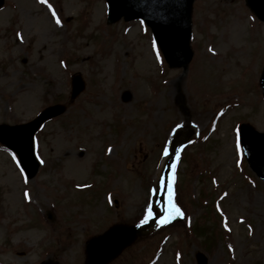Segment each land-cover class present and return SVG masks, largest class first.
<instances>
[{"label":"rangeland","instance_id":"rangeland-1","mask_svg":"<svg viewBox=\"0 0 264 264\" xmlns=\"http://www.w3.org/2000/svg\"><path fill=\"white\" fill-rule=\"evenodd\" d=\"M106 18L104 0H5L0 10V124L66 107L36 137L32 181L0 145V263L84 264L91 237L152 222L111 264H196L197 253L264 264V182L236 134L239 123L264 132L262 24L245 0H194L193 56L171 70L142 22ZM75 72L86 88L69 102ZM179 125L167 150L175 168L163 167ZM162 179L183 213L167 224Z\"/></svg>","mask_w":264,"mask_h":264},{"label":"water","instance_id":"water-1","mask_svg":"<svg viewBox=\"0 0 264 264\" xmlns=\"http://www.w3.org/2000/svg\"><path fill=\"white\" fill-rule=\"evenodd\" d=\"M193 0H106L108 21L120 18L125 21L141 19L150 28L163 56L171 68L185 67L191 59L188 47L190 36V10ZM3 0H0V7ZM252 11L264 21V0H247ZM264 92V69L260 81ZM83 89L79 78L73 79L72 98ZM126 96V95H125ZM129 97H124L127 101ZM64 107L53 106L44 110L31 123L20 126L0 125V142L19 158V164L27 178L37 172L39 163L33 152V135L39 126L52 117L64 112ZM240 143L250 167L264 181V134L252 127L240 128ZM141 229L116 226L104 235L89 241L86 264H107L123 248L130 244ZM198 264H205V258L198 254Z\"/></svg>","mask_w":264,"mask_h":264},{"label":"snow or ice","instance_id":"snow-or-ice-1","mask_svg":"<svg viewBox=\"0 0 264 264\" xmlns=\"http://www.w3.org/2000/svg\"><path fill=\"white\" fill-rule=\"evenodd\" d=\"M39 2L41 4L45 3V0H39ZM49 11H51V8H49ZM53 18L55 19V13L53 12ZM57 25H59V20H56ZM239 150V149H238ZM165 155H168V151L167 149H165L164 152ZM177 156H179V151H177ZM173 168H175V163H173L172 165ZM161 187H165L167 190V199L164 201V203L167 205L166 209H165V216L164 219L162 221V223L167 224L171 219H173L174 217H183V213L181 212L180 208L176 206V204L173 202V183L171 180L165 182V180H161ZM152 216V209L149 208L147 210L146 216H145V220L142 222H146L149 218H151ZM159 223V222H158Z\"/></svg>","mask_w":264,"mask_h":264},{"label":"bare ground","instance_id":"bare-ground-1","mask_svg":"<svg viewBox=\"0 0 264 264\" xmlns=\"http://www.w3.org/2000/svg\"><path fill=\"white\" fill-rule=\"evenodd\" d=\"M172 88H173V92H174V94L176 95V96H179L180 95V92H179V90H178V84L177 83H174V84H172ZM182 130V126H177L176 128H175V130L172 132V134L170 135V137H169V140H170V142L168 143L169 145H167V147H166V149L167 150H169V151H171V147H170V144L173 142V140H175V135L177 134V133H179L180 131ZM175 143V142H174ZM173 143V144H174ZM173 150V149H172ZM169 151H168V155H165L164 156V158H163V163L161 164L163 167H164V165H166V167L167 166H169V164L171 165V164H173V161H172V159H173V153H169ZM161 166V167H162Z\"/></svg>","mask_w":264,"mask_h":264}]
</instances>
